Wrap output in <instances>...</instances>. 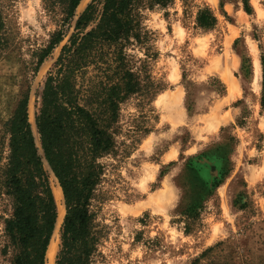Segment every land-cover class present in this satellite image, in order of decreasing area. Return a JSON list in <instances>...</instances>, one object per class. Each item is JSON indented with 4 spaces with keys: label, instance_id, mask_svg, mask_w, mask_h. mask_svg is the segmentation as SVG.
Masks as SVG:
<instances>
[{
    "label": "rangeland",
    "instance_id": "rangeland-1",
    "mask_svg": "<svg viewBox=\"0 0 264 264\" xmlns=\"http://www.w3.org/2000/svg\"><path fill=\"white\" fill-rule=\"evenodd\" d=\"M204 7L215 18L210 27L195 20ZM140 14L145 39L126 46V59L142 84L157 89L118 104L115 153L98 159L103 175L90 205L99 236L92 264H190L207 247L213 248L201 264L229 258L264 264V0H170ZM0 19L7 42L0 50L2 161L4 123L23 71L32 123L42 81L66 36L31 76L26 67L55 22L40 0H0ZM84 71L78 83L95 78L93 67ZM8 211L0 197V216Z\"/></svg>",
    "mask_w": 264,
    "mask_h": 264
},
{
    "label": "trees",
    "instance_id": "trees-1",
    "mask_svg": "<svg viewBox=\"0 0 264 264\" xmlns=\"http://www.w3.org/2000/svg\"><path fill=\"white\" fill-rule=\"evenodd\" d=\"M80 1L40 0L57 27L35 49L33 65L26 67L31 76L66 36L42 81L33 116L41 154L27 116V71L21 75L19 96L4 123L0 197L9 211L0 216V254L7 256V264H46L58 207L42 159L57 181L64 206L53 264H92L99 236L90 205L103 175L98 159L115 153L112 123L118 104L135 93L148 98L157 89L153 82L142 84L139 73L128 67L125 48L145 39L140 8L165 6L170 0H89L76 14ZM195 20L200 27H210L215 18L204 7ZM1 39L0 50L7 45ZM88 66L94 68L95 78L78 83L77 77ZM260 106L264 108V90ZM188 229L185 222L184 231ZM212 248L204 249L190 264H201ZM229 260L225 264H239Z\"/></svg>",
    "mask_w": 264,
    "mask_h": 264
},
{
    "label": "bare ground",
    "instance_id": "bare-ground-1",
    "mask_svg": "<svg viewBox=\"0 0 264 264\" xmlns=\"http://www.w3.org/2000/svg\"><path fill=\"white\" fill-rule=\"evenodd\" d=\"M82 1L83 0H81L79 2V4H81ZM79 4H78V6H79ZM31 127H32L33 134L35 135L36 144H38L37 143V137H36V134H35V130H34V127H33L32 124H31ZM50 175L51 174H50V171H49V180H50ZM51 187H52L53 194H54V198H55V201H56L57 207H58L57 208V215H58V217L56 218V221L57 222H55L54 231H53L52 237L50 239V243H49L48 248H47L46 264H53V257H54V245H53V241H54L55 228H58V226L60 224V221H61V218H62V215H63V207H62V204H61V192H60V188L56 184L51 185Z\"/></svg>",
    "mask_w": 264,
    "mask_h": 264
},
{
    "label": "water",
    "instance_id": "water-1",
    "mask_svg": "<svg viewBox=\"0 0 264 264\" xmlns=\"http://www.w3.org/2000/svg\"><path fill=\"white\" fill-rule=\"evenodd\" d=\"M77 8V7H76ZM27 116H28V114H27ZM29 120V119H28ZM30 122V121H29ZM33 125V127H34V130H35V125H34V121L32 120V123L30 122V125ZM31 130H32V128H31ZM32 133H33V131H32ZM35 134H36V137H37V133H36V130H35ZM34 135V134H33ZM34 138H35V135H34ZM37 143L38 144H36V141H35V144H36V146H37V148H38V150H39V153L41 154V150L39 149V142H38V138H37ZM43 160V165H46V167H47V169H48V171H50L51 172V170L49 169V167H48V165H47V163L44 161V159H42ZM44 168H45V166H44ZM46 169V168H45ZM47 171V170H46ZM52 173V172H51ZM53 175V174H52ZM55 178V177H54ZM56 180V179H55ZM56 183H57V181H56ZM58 185V184H57ZM59 187V186H58ZM61 192V191H60ZM61 204H62V207H63V214H64V206H63V202H62V196H61ZM62 217H63V215H62ZM61 220H62V218H61ZM60 223H61V221H60ZM55 226V225H54ZM60 226V225H59ZM54 231V230H53ZM53 234V233H52Z\"/></svg>",
    "mask_w": 264,
    "mask_h": 264
}]
</instances>
